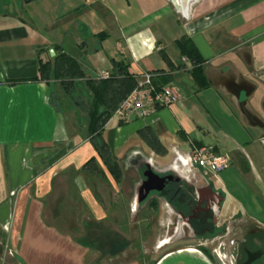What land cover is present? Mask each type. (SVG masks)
Here are the masks:
<instances>
[{
	"label": "crops",
	"instance_id": "1",
	"mask_svg": "<svg viewBox=\"0 0 264 264\" xmlns=\"http://www.w3.org/2000/svg\"><path fill=\"white\" fill-rule=\"evenodd\" d=\"M182 39L204 59L200 71L180 55ZM60 52L77 58L87 78L110 73L114 63L134 76L171 77L178 102L150 119L113 124L121 134L113 148L112 138L106 142L119 179L90 141L67 135L50 103L39 64ZM222 122L246 131L248 140L232 141L222 153L206 141L207 129ZM144 127L159 150L142 148ZM134 136L139 147L130 162L147 159L180 176L189 175L174 166V151L208 145L228 157L225 180L207 177L221 191L228 181L246 190L247 201L230 195L235 231L264 237V0H197L187 21L172 0H0V264H210L202 241L178 237L158 246L173 222L151 196L160 181L140 165L124 169L113 150ZM56 146L64 152L52 151ZM29 147L41 148L18 167ZM231 173L238 180L232 184Z\"/></svg>",
	"mask_w": 264,
	"mask_h": 264
},
{
	"label": "flooded vegetation",
	"instance_id": "2",
	"mask_svg": "<svg viewBox=\"0 0 264 264\" xmlns=\"http://www.w3.org/2000/svg\"><path fill=\"white\" fill-rule=\"evenodd\" d=\"M135 160L160 181L151 196L163 201L173 219L171 233L159 247L178 237L196 239L205 244L210 264H264V237L245 232L237 235L234 209L222 215L223 193L207 176L199 172L180 176L171 167L157 168L147 159Z\"/></svg>",
	"mask_w": 264,
	"mask_h": 264
},
{
	"label": "trees",
	"instance_id": "3",
	"mask_svg": "<svg viewBox=\"0 0 264 264\" xmlns=\"http://www.w3.org/2000/svg\"><path fill=\"white\" fill-rule=\"evenodd\" d=\"M28 3L34 0H21ZM103 38L105 34L98 35ZM181 56H184L193 67L194 72L200 71V66L204 59L194 47L190 39H182L176 43ZM40 78L51 88L49 98L50 103L59 112L60 105L55 94V87L61 90L62 94L71 99L74 106L81 110L86 116V139L90 141L102 160L103 164L119 179L118 164L113 160L110 147L102 137L104 125L112 118L113 113L119 104L135 88V76L130 74L127 67L121 63H114L107 78H87L82 68L81 62L65 52L56 54L51 62L39 64ZM197 74V73H194ZM199 74V73H198ZM82 82L89 92L90 100L86 105L83 101L74 99L76 83ZM171 81L167 75H153V84L161 88ZM118 125H122L118 122ZM149 132L150 137H142L144 142L152 149L159 150L157 139L150 127H144L138 131L139 135ZM90 159L87 164L92 163ZM86 164V165H87ZM92 168H96L95 165Z\"/></svg>",
	"mask_w": 264,
	"mask_h": 264
},
{
	"label": "rangeland",
	"instance_id": "4",
	"mask_svg": "<svg viewBox=\"0 0 264 264\" xmlns=\"http://www.w3.org/2000/svg\"><path fill=\"white\" fill-rule=\"evenodd\" d=\"M50 91H51V88L49 87V92ZM54 91H55V94L57 96V101L60 105L59 113L65 122V129H66L67 135L75 137L79 141L86 139V122H87V120H86L85 114L81 110L76 108L74 106L73 102L71 101V99L65 97L62 94L61 90L58 89V87H55ZM74 99H78L80 101H83L86 105L89 104V100H90L89 92L86 89V87L83 85V83L80 81L76 83V91L74 93ZM133 122H131V123H133ZM131 123H129V124H131ZM113 124L118 125V122L114 119L113 120L110 119L104 125L103 132H102V137L104 138L105 141L112 138V139H110V141L113 140V142L110 143L111 148H113L115 136L116 135L119 136V134H121L120 132H118L117 134L114 133ZM125 125H128V124H124V126ZM220 125H221L220 129H217V128L216 129L215 128L207 129L208 135H207L206 141L218 144L219 147H221L222 153H225L227 150H230V148H233L235 146L234 143L238 142V140H240L241 142L248 140L246 131L241 130V129H237V127L232 125V124H230L231 129H226L223 122ZM144 133H145L144 135H142V134L139 135L140 138L146 137L148 139L150 137L151 133H149V132H144ZM152 133H153V131H152ZM230 136H231V138H229ZM137 139L138 138H136L135 136L132 138H129V140L127 141V144L124 147H122L119 150L113 149L114 154L117 151L118 155L121 156V159L123 161H125L124 169H129V170L134 169V168L138 167V165H139L137 162H134V163L130 162L128 160L129 156H127L129 154L130 150L137 149L139 147V142ZM232 141H234V143ZM17 148H19V147H17ZM37 148H41V147H29V151L26 152L27 154H25V157H23V158L20 157V160H18L16 162L17 166L20 167L21 165H23V164L25 165L26 163H28L30 158H33L32 156L36 155ZM63 148H64L63 146H56V148H52V151H54L55 153L62 154L64 152ZM142 148L149 150V146H144ZM147 153H149V152H147ZM161 154H163V153H161ZM111 155H112V153H111ZM167 158H168V156H167ZM42 159H44V158H42ZM39 163L42 164V160ZM34 164H35V161L33 162V165ZM32 168H35V167H32ZM221 173H222V171H221ZM221 173L219 172L217 175L219 180H215L214 178L211 177L213 182L216 183L217 185L220 182L221 178L225 180V177H223V174H221ZM229 180H230L231 184L233 183V181H238L236 179L235 175H233L232 173L230 175ZM227 185H228L227 188L222 189L223 196H224V202L221 206L223 216L226 215L228 213L229 209L231 208V204H232L231 203L232 202L231 196L237 197V198L240 197V199L243 201H247L249 198V195L245 189L235 188L232 185L229 186V181H228ZM236 189H238V190H236Z\"/></svg>",
	"mask_w": 264,
	"mask_h": 264
},
{
	"label": "built area",
	"instance_id": "5",
	"mask_svg": "<svg viewBox=\"0 0 264 264\" xmlns=\"http://www.w3.org/2000/svg\"><path fill=\"white\" fill-rule=\"evenodd\" d=\"M108 76L107 71L98 73V78ZM152 76V73L146 72L135 75V88L119 104L111 120L114 119L122 125L135 120H147L153 117L159 109L168 108L178 102V93L170 85L156 87L152 82ZM174 155H176L174 166L182 167L181 169L189 176L197 171L202 175L215 177L229 164L228 157L217 153L214 147L208 145H191L185 154L181 155L174 151ZM177 155L182 159H178Z\"/></svg>",
	"mask_w": 264,
	"mask_h": 264
},
{
	"label": "water",
	"instance_id": "6",
	"mask_svg": "<svg viewBox=\"0 0 264 264\" xmlns=\"http://www.w3.org/2000/svg\"><path fill=\"white\" fill-rule=\"evenodd\" d=\"M197 0H172L175 12L185 21L189 19L192 6ZM52 54V51H50Z\"/></svg>",
	"mask_w": 264,
	"mask_h": 264
}]
</instances>
